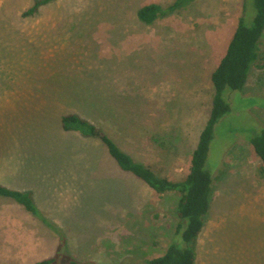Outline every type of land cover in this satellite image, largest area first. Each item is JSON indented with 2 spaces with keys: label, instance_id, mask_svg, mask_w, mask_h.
Segmentation results:
<instances>
[{
  "label": "rangeland",
  "instance_id": "rangeland-1",
  "mask_svg": "<svg viewBox=\"0 0 264 264\" xmlns=\"http://www.w3.org/2000/svg\"><path fill=\"white\" fill-rule=\"evenodd\" d=\"M34 1L0 0V168L51 171L61 183L32 196L59 236L58 250L48 247L37 260L162 257L183 244L180 193L158 195L121 171L102 143L64 131L61 118L89 119L160 177L185 179L211 117L212 74L245 16L243 0H192L152 25L139 20V9L176 0H55L23 18ZM245 20L251 25L253 13ZM225 95L231 112L210 148L214 195L194 243L197 264H264V177L248 140L264 128V61L248 88Z\"/></svg>",
  "mask_w": 264,
  "mask_h": 264
},
{
  "label": "trees",
  "instance_id": "trees-1",
  "mask_svg": "<svg viewBox=\"0 0 264 264\" xmlns=\"http://www.w3.org/2000/svg\"><path fill=\"white\" fill-rule=\"evenodd\" d=\"M53 1L55 0H35L33 5L23 13V18L35 16L42 6ZM191 1L176 0L168 7L160 4L146 5L139 9L138 18L144 24L152 25L160 19L175 14L183 5ZM243 9L245 16L239 19L227 52L212 74L215 94L211 117L201 133L199 145L192 156L190 172L185 179L172 181L160 177L151 167L136 161L132 155L124 151L107 130L98 127L89 119L78 114H68L61 118L64 131H76L84 137L102 143L121 171L140 179L158 195L163 196L169 192L180 193L181 199L177 210L180 223L176 234L182 235L183 244L173 243L162 257L146 260L143 264H197L194 243L204 230L214 195L215 179L207 167L210 148L215 138L216 125L231 112V104L225 94L227 90L244 91L251 71L255 67L261 68V62L264 61V0H243ZM249 12L253 13L251 25H247L245 20ZM261 107L264 109V100ZM253 134L248 140L262 162L264 177V128ZM0 195L17 200L48 226L54 228L40 214L30 193L14 191L0 184ZM68 263L93 264L83 263L73 258ZM36 264L57 263L55 259H46Z\"/></svg>",
  "mask_w": 264,
  "mask_h": 264
},
{
  "label": "crops",
  "instance_id": "crops-1",
  "mask_svg": "<svg viewBox=\"0 0 264 264\" xmlns=\"http://www.w3.org/2000/svg\"><path fill=\"white\" fill-rule=\"evenodd\" d=\"M252 71L246 88L249 86ZM52 176L54 175H51V171L45 170L37 172L20 168H0V184L14 191L30 193L31 196H35L39 189L50 191V188L57 186L58 183L61 186L58 180L50 179ZM40 212L45 218H51L45 211ZM60 228L63 231L64 226ZM58 241V234L53 232L40 217L30 212L17 200L0 195V258H31L24 262L36 264L42 261L37 260L38 258L50 254L48 247L55 252L58 250ZM65 241L67 249L69 248L67 237Z\"/></svg>",
  "mask_w": 264,
  "mask_h": 264
}]
</instances>
